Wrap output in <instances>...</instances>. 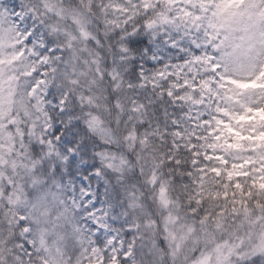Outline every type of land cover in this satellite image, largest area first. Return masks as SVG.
Segmentation results:
<instances>
[{
    "label": "snow or ice",
    "instance_id": "1",
    "mask_svg": "<svg viewBox=\"0 0 264 264\" xmlns=\"http://www.w3.org/2000/svg\"><path fill=\"white\" fill-rule=\"evenodd\" d=\"M0 264H264V0H0Z\"/></svg>",
    "mask_w": 264,
    "mask_h": 264
}]
</instances>
